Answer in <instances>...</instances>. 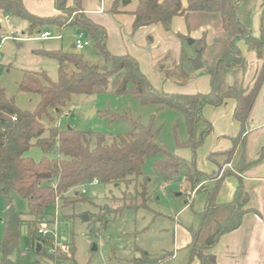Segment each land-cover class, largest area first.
I'll return each instance as SVG.
<instances>
[{
    "label": "trees",
    "instance_id": "16d2710c",
    "mask_svg": "<svg viewBox=\"0 0 264 264\" xmlns=\"http://www.w3.org/2000/svg\"><path fill=\"white\" fill-rule=\"evenodd\" d=\"M131 1L113 0L110 12L121 13L120 9L127 7ZM137 1L132 13L135 18L134 30L143 25V21L144 26L158 24L169 31L174 17L189 14L216 15L219 18L221 34L214 38L213 47L206 52L209 56L205 65L210 78L208 93L169 94L156 89L141 72L135 58L128 54L112 55L108 52L105 28L82 12L81 0H75L71 7H67V0H54L60 14L49 18L31 15L24 8L22 0H0V12L26 22L28 38H35L51 28L62 31L73 27L86 35L94 54L101 58L97 63H89L82 54L74 52L34 50L37 56L56 62L57 79L52 81L44 71L22 73L18 91L39 97L32 111L19 109L14 99L7 98L0 89V196L4 204L0 264H23L18 244L19 227L24 220L23 215L12 207V192L26 201L28 211L25 215L39 221L45 218V209L58 199L63 200V205L86 201L85 194L78 192H75L69 203L66 202L68 197L64 196L93 179L102 185H118L142 177L141 192L130 196L126 206L146 210L150 177L163 182L180 183L186 180L195 184L202 176L192 163L170 154L157 141V131L152 130L151 124L141 125L132 121L130 131L117 135L110 143L101 133L60 130L54 123L55 118L61 116L74 95H130L141 105L155 106L157 111L164 108L175 110L183 116L187 132V141L179 143L176 139L177 145L189 147L193 153L201 142L200 138L197 139V128L202 107L219 106L224 99H235L234 118L240 124V132L232 140L233 148L227 153L228 158L232 157L238 145L244 143L246 124L264 81V61L252 88L247 92L238 79L232 86H227L225 77L229 73L237 76L244 68L238 42L243 41L258 57H262L264 52V29L259 38L252 36L250 30L253 0H185V7L181 0ZM4 31L0 25V42ZM196 43L201 52L206 50L205 33ZM174 67L170 70L159 66L158 70L165 79H173L176 85L184 86L189 80L188 73ZM32 147L42 152L38 161L26 156ZM156 156L162 158L155 159L151 174H143L145 160ZM246 203L247 195L241 185L229 204L218 205L214 194L208 195L200 226L189 245L190 263L198 260L199 264H216L214 257L207 251L223 234L240 226L244 214L249 211L245 208ZM89 220L103 225L107 222L106 214L101 211ZM36 223L32 222L29 233L32 250L37 239ZM169 255L166 253L154 260H149L146 255L133 260L131 264L160 263L166 261Z\"/></svg>",
    "mask_w": 264,
    "mask_h": 264
},
{
    "label": "rangeland",
    "instance_id": "374dc122",
    "mask_svg": "<svg viewBox=\"0 0 264 264\" xmlns=\"http://www.w3.org/2000/svg\"><path fill=\"white\" fill-rule=\"evenodd\" d=\"M208 16H215L214 22H216V15H204L200 25L205 26L209 22ZM208 25L212 26V24ZM9 26V23L5 22L3 24L5 29H3L8 31L11 27ZM261 26L264 27V0H253L250 22L252 36L259 37ZM74 29L63 32L61 44L63 52H74L71 49L76 36ZM16 30L19 34H27L26 24L22 21L16 26ZM178 39L181 43L179 53L181 64L176 70L186 71L189 79L206 74L205 65L209 60L206 50L202 52L205 57L201 59L203 67L193 70L191 63L201 48L189 37L179 35ZM191 41H193L192 44ZM39 46H42L39 41L23 44L6 41L0 52V89L4 91L7 98L14 99L15 105L21 110L32 111L39 102L38 95L18 91V83L24 71H44L52 81L57 79L56 62L34 53V49ZM79 52L89 63H97L101 60L100 56L94 54L91 46ZM174 64V54H170L167 59L161 61L159 66L173 70ZM89 111L93 113L87 115ZM132 121H137L141 125L151 124L152 130L157 131V141L170 154L191 162V149L178 146L176 142V139L179 143L187 141L183 116L172 109L164 108L157 111L153 105H141L130 95H74L63 109L61 116L55 118L54 123L60 130L70 128L80 132L101 133L105 136L107 143H110L117 135L128 133ZM44 123L48 125L45 120ZM197 139H199L198 136ZM262 142L264 143V130L249 133L244 149L246 161H254L260 156L264 147ZM26 156L38 161L42 157V152L39 148L32 147ZM161 158L162 156H156L146 159L142 166V173L150 175L155 159ZM150 179L147 184L149 201L146 210L126 206L130 196L134 197L141 192L142 177L126 184H99L95 187H86V201L63 205V200L58 199L54 205L47 207L44 212L46 220L52 221L56 212L59 241L70 246L68 254L71 258L67 259L65 264H131L133 260L142 259L146 255L149 260H153L172 252L174 219L176 220L175 215L182 204V199L176 196L179 194L178 183L163 182L153 177ZM80 191V187L70 190L64 196L68 197L66 202H71L75 192L81 193ZM10 197L13 209L21 213L24 220L19 227L18 249L20 253L27 252L28 256L21 258V261L33 262L40 257L30 247L29 233L32 222L38 221L25 215L28 209L24 199L13 192ZM3 210V199L0 196V237L3 228ZM100 211L106 214L107 222L104 225L98 221L89 220ZM188 214L193 213L189 211ZM93 247H95L94 250ZM174 262L173 260L169 264Z\"/></svg>",
    "mask_w": 264,
    "mask_h": 264
},
{
    "label": "crops",
    "instance_id": "0c3cea01",
    "mask_svg": "<svg viewBox=\"0 0 264 264\" xmlns=\"http://www.w3.org/2000/svg\"><path fill=\"white\" fill-rule=\"evenodd\" d=\"M74 2L75 0H67V7H71ZM181 2L185 7V0H181ZM112 3L113 0H81L82 12L94 23L105 28L107 32L106 48L109 53L112 55L128 54L135 58L141 72L150 83L156 89L166 93L192 95L209 92L210 78L207 73L190 78L184 86H178L173 79H165L163 73L157 68L161 61L167 59L170 54H174L176 64L174 66L178 67L181 64L179 35L189 37L197 42L205 33L206 52L211 49L214 38H216L215 35L221 34L218 17L214 22L216 17L208 16L210 17L209 22L203 26L204 24L200 25V20L204 17L202 14L176 16L171 20L169 31H165L158 24L141 25L134 30L135 18L132 13L135 11L138 1L132 0L127 7L120 9L121 13L118 14L110 12ZM22 4L26 11L35 17L49 18L60 14L55 8L54 0H22ZM24 23L26 24V22ZM208 24H212V26ZM9 25L11 27L9 26L8 30L11 28L16 30L17 25ZM71 28L73 29V27ZM71 28L67 27L62 31L54 28L44 30L59 35L61 38L39 41L42 46L36 47L34 50H61L63 52L61 47L63 32L71 30ZM262 28L264 29V27L261 26L260 34ZM73 32L77 36L79 31L74 29ZM21 35L27 36V34ZM32 41L38 40L26 41L22 44ZM237 46L244 59V68L237 76L232 73L227 74L225 83L230 87L238 79L241 87L247 92L252 88L260 72L264 61V52L262 57H258L254 51L248 49L243 41L238 42ZM71 49L74 50V43H72ZM74 53L80 54L76 50ZM206 55L208 54L206 53ZM202 58L205 57L202 55ZM235 107V99H224L219 106L204 105L202 107L201 121L197 128V136L201 142L195 152H192L190 162L202 176L195 184L186 180L178 183L179 194L176 196L182 199V204L175 215L176 220L174 219L173 250L169 252V258L166 261L155 264H169L173 260L174 264H199L198 260L189 262V245L200 226L201 213L206 207L208 195L213 193L218 205L229 204L239 185L243 187L247 195L245 208L249 211L244 214L240 226L223 234L207 251V254L214 257L216 264H264V147H262L260 156L254 161L248 162L244 156L249 133L264 130V81L246 124L244 143L238 145L234 149L232 157L228 158L227 153L233 148L232 140L240 132V124L234 118ZM241 149L242 152H240ZM196 187L199 189L193 193ZM189 211L193 214H188Z\"/></svg>",
    "mask_w": 264,
    "mask_h": 264
},
{
    "label": "built area",
    "instance_id": "2783aa9c",
    "mask_svg": "<svg viewBox=\"0 0 264 264\" xmlns=\"http://www.w3.org/2000/svg\"><path fill=\"white\" fill-rule=\"evenodd\" d=\"M12 17L3 12H0V25L2 26L5 22L13 25L11 23ZM14 26V25H13ZM61 36L54 35L50 31H44L38 34L35 38H28L19 34L15 29L11 28L8 31H4L3 36L0 42V50L6 41L14 42H26L31 40L38 41H47L52 39H60ZM90 47V41L85 37L84 33L79 31L74 42V50L81 51L82 49ZM15 119L14 117L12 118ZM99 185L97 179H93L89 183L82 185L81 194H86V187H95ZM199 187H196L193 190V193L196 192ZM57 210V209H56ZM57 215L54 214L52 221H47L46 218H42L37 222L36 226V243L34 245V253L39 255V259L34 260L33 262H23V264H65L67 259H70L71 256L68 254L70 250L69 244L59 241V236L57 234ZM20 258H25L28 256L27 252L19 254Z\"/></svg>",
    "mask_w": 264,
    "mask_h": 264
},
{
    "label": "water",
    "instance_id": "95a60500",
    "mask_svg": "<svg viewBox=\"0 0 264 264\" xmlns=\"http://www.w3.org/2000/svg\"><path fill=\"white\" fill-rule=\"evenodd\" d=\"M11 23L13 24V25H18V20L17 19H15V18H13L12 20H11ZM142 24L144 25L145 23L142 21ZM191 44L193 43V41H191L190 42ZM201 59H202V52H201V50L200 51H198L197 52V55H196V58L192 61V63H191V66H192V68H193V70H199L200 68H202L203 67V64H202V62H201ZM89 113H93L92 111H89V112H87V115L89 114ZM67 129H70V128H67ZM53 144V143H52ZM95 249V247H93V250Z\"/></svg>",
    "mask_w": 264,
    "mask_h": 264
}]
</instances>
